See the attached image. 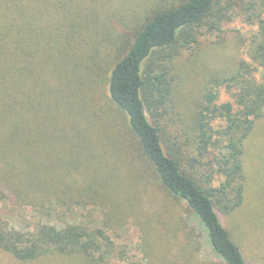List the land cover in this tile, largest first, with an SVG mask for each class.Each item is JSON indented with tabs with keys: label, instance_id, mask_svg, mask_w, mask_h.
Wrapping results in <instances>:
<instances>
[{
	"label": "trees",
	"instance_id": "trees-1",
	"mask_svg": "<svg viewBox=\"0 0 264 264\" xmlns=\"http://www.w3.org/2000/svg\"><path fill=\"white\" fill-rule=\"evenodd\" d=\"M60 1L0 0V153L5 157L19 153L14 150L16 132L27 145V137L38 144L30 148V158L25 159L21 152V161L29 165L34 162L31 168H37V172L44 170L47 157L38 156V148L44 145L46 153H53L49 149L53 144L41 119L51 125L48 114H59L58 132L63 134L59 137H71L78 155V160L68 157L72 155L68 147L61 152L77 170L68 176V192L95 201V206H104V201L116 209L117 216H123V221L104 210L103 227L72 217L63 226L40 221L20 231L0 215V252L21 264H50L55 260L62 264H128L127 248L120 243L113 224L121 228L130 217H137L140 224L145 215L143 195L151 189L186 204L204 226L209 244L223 264H248L219 213L231 215L242 207L247 185L245 157L250 155L256 129L264 125V0H175L166 5H160L166 0H156V8L150 11L148 4H141L139 11L123 19L126 27H133L132 39L118 48V55L108 66L105 93L94 90L91 96H83L79 89L88 87L91 93L93 86L76 72V78H66L60 86L61 99L55 94L58 103L48 104L46 114L39 117V101H33L19 83L31 81L26 76L30 69L46 70L47 75H43L49 77V61L42 54L50 47L53 52L77 54L68 49L72 39L68 43L54 42L45 28L49 10H59ZM237 18L256 27L247 44L246 59L235 62L228 73L208 83L193 127L176 138L179 142L171 143L166 140L164 120L173 109L175 88L181 78L179 59L196 50L202 38ZM125 38L126 34L118 30L110 43L116 48ZM221 90L230 101L219 102ZM104 108H113L124 116L137 151L125 137L105 127V116H112L105 114ZM30 146H34L32 140ZM34 150L37 155L32 154ZM10 167L14 165L7 169ZM27 170L26 166L18 171L28 181L21 179L19 185L11 184L10 190L17 201V190L22 189L24 194H33L25 199L28 204H43L41 198L38 204L34 202L45 194L42 184L29 180ZM76 202L67 207H83L82 201ZM168 213V219L159 226V246L163 242L171 246L176 236L186 237L182 222L172 209Z\"/></svg>",
	"mask_w": 264,
	"mask_h": 264
},
{
	"label": "rangeland",
	"instance_id": "rangeland-1",
	"mask_svg": "<svg viewBox=\"0 0 264 264\" xmlns=\"http://www.w3.org/2000/svg\"><path fill=\"white\" fill-rule=\"evenodd\" d=\"M155 1L61 0L59 10H55V8L49 10L45 20V28L49 33V39L52 36L54 42L61 40L63 43H68L72 39L70 41L71 46H68V49L72 52H77V54L73 55L75 56L73 57L71 52V55L60 51L53 52L50 47L46 54H42L49 61V77H44V75H47L44 74L47 72L46 70L42 72L41 69H38L37 72H35L36 70H27L26 76L31 81L27 79L24 84L20 82L19 85L25 87L23 91H27L29 97H34L33 101H39V108L37 109H40L41 112L39 110L36 114L40 113L39 117H42L47 112L46 107L48 104L54 105L58 103L59 100L55 99V94L59 98L58 91L61 89L60 86H62L66 78L70 80L76 78V72L85 77L87 82L91 81V86H93L91 93L88 87L80 88L79 91L83 96H91L94 90L97 92L101 91V94L102 92L105 93L108 66L112 59L118 55V48L122 49L121 47L132 39L133 27H126L123 19L131 15L133 11L135 12L136 9L139 11L141 4H148V11L152 7L156 8ZM166 1V3H161L160 5H166L175 0ZM58 25L60 26L59 28ZM118 30L123 31L126 34V38L114 48L110 40L115 37V33ZM60 31L64 32V34ZM255 31V26L247 24L242 18H237L233 22L222 26L219 32L202 38L196 50L187 52L179 59L178 65L182 70L181 78L178 82V87L176 86L175 88L173 109L164 120L167 124L166 133L169 137L166 140L171 143L175 142L177 141L176 138L181 136L185 130H190L193 127V119L202 106L203 96L208 83L215 77L224 76V74L228 73V70L235 62L243 58L246 59L247 44ZM68 37L70 38L67 39ZM45 50L44 48L43 51ZM64 50L67 49L65 48ZM83 72L86 74H82ZM16 96L20 99L22 95L18 93ZM29 97H27V101H31ZM225 101H230V97L224 90H221L219 102ZM53 109L54 106H51L50 110ZM104 110L105 114L107 113L113 117L107 119L108 117L105 116V127L110 131H114L115 134H119V137H125L127 143L133 147V151H137L124 116L114 111L113 108L109 109V111L106 108ZM18 115L20 116V113ZM47 118L51 120V125H49L47 119H41V124L43 127L48 128L46 135L51 138L50 144H53V146L49 149H53V153H46L47 147L44 145L40 146L37 152L40 154L38 156L45 155L47 157V159L43 158V164L46 165L44 170L37 172L34 170L37 168H31L32 165H35L34 162L29 165L30 162L27 163L23 159L21 161V152L25 159L27 157L30 158L31 153L28 154L30 148L36 147L38 144L35 145V141L27 137V145L22 142L24 139L19 138L16 132L14 136L17 138V149L14 150L19 153H12V157H5L0 153L1 217L12 228L20 231L27 230L34 223L40 221H48L52 225L63 226L72 217H76L79 221L95 227H103L104 210L111 213L113 218L116 216V218L123 221V216H117L116 209L109 208L104 201L102 208L98 205L95 206V201L90 202L84 196L75 197L74 194L72 195L68 192V189L71 188L68 176L77 170H75L74 165L71 166V160L69 158L66 160L63 157L65 155L61 152L68 147L72 153L68 157L77 159L78 155L74 147L71 146V137H59L63 135L58 132L60 130L59 122L61 121L59 114L52 112L48 114ZM58 137L59 139H56ZM31 140L34 146H30ZM249 149L250 155L245 157L247 185L244 203L237 212L234 211L231 215L219 213V216L223 225L229 230L233 239L239 245L247 263L264 264V125L256 129ZM37 153L35 150L34 153L32 152L33 155H37ZM8 161L10 163L7 166ZM62 162L67 163V166H62ZM68 162L70 165H68ZM20 163L25 166L20 165ZM11 165H14V167L7 169ZM26 166L29 169L27 170L29 180L33 179L34 183H41L43 186H41V192H45L44 195L41 194L34 202L38 204L41 199H44L42 200L43 204L36 206L28 204L25 199L33 196V194L31 192L24 194L22 189L17 190L18 196H20V201H17L16 197H14L16 194H13L12 190H10L11 184L19 185L21 179L28 181L18 171L26 168ZM143 166L146 171H149L144 163ZM159 192L161 195L150 189L143 195L145 215L141 217L140 224L137 217H130L125 220L121 228H119L118 224H113L120 243L127 248V258L130 260L128 264H223L212 250L204 226L187 209L186 204L179 199L169 200L160 190ZM36 195H38L37 192ZM76 200L82 201L83 207L81 205V207L76 206L75 210L69 209L67 205L75 204ZM171 209L176 214L179 222H182L186 237L185 234L183 239L181 236H176L179 240L177 238L173 239L171 246L163 242L164 246L161 245L163 246L161 247L159 246V226L160 223L168 219V211H171ZM187 242L190 248L187 247ZM191 252L194 256L192 254L193 258L190 262ZM0 264L21 263L0 252ZM50 264L62 263L59 260H55L51 261Z\"/></svg>",
	"mask_w": 264,
	"mask_h": 264
}]
</instances>
